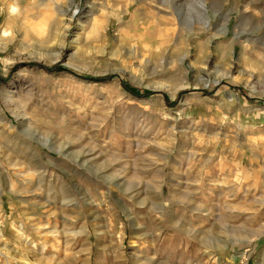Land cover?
<instances>
[{
  "label": "rangeland",
  "instance_id": "1",
  "mask_svg": "<svg viewBox=\"0 0 264 264\" xmlns=\"http://www.w3.org/2000/svg\"><path fill=\"white\" fill-rule=\"evenodd\" d=\"M0 264H264V0H0Z\"/></svg>",
  "mask_w": 264,
  "mask_h": 264
},
{
  "label": "trees",
  "instance_id": "2",
  "mask_svg": "<svg viewBox=\"0 0 264 264\" xmlns=\"http://www.w3.org/2000/svg\"><path fill=\"white\" fill-rule=\"evenodd\" d=\"M32 65H37V66H42V67H45V66H43V65H41V64H39V63H36V62H32ZM46 69H49V70H55V68H56V64L55 65H52V66H50V67H45ZM126 85V87L128 88V89H130L131 91H133L134 93H141V94H154L155 92L154 91H145V90H139L138 88H136V87H133V86H129V85H127V84H125ZM166 99V102L167 103H170L169 102V100H168V98H165Z\"/></svg>",
  "mask_w": 264,
  "mask_h": 264
},
{
  "label": "clouds",
  "instance_id": "3",
  "mask_svg": "<svg viewBox=\"0 0 264 264\" xmlns=\"http://www.w3.org/2000/svg\"><path fill=\"white\" fill-rule=\"evenodd\" d=\"M18 10H19V9H18L15 5H13V6L10 8V12L13 13V14L17 13ZM4 34H5V35H8L7 32H5Z\"/></svg>",
  "mask_w": 264,
  "mask_h": 264
}]
</instances>
